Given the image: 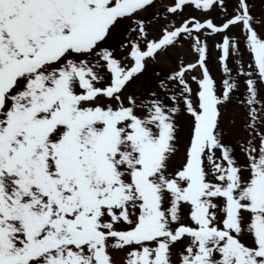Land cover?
<instances>
[{
  "label": "snow or ice",
  "instance_id": "snow-or-ice-1",
  "mask_svg": "<svg viewBox=\"0 0 264 264\" xmlns=\"http://www.w3.org/2000/svg\"><path fill=\"white\" fill-rule=\"evenodd\" d=\"M152 6L0 0V264H264V13L173 0L220 22L189 13L149 38ZM185 45L162 95L131 91Z\"/></svg>",
  "mask_w": 264,
  "mask_h": 264
},
{
  "label": "rangeland",
  "instance_id": "rangeland-1",
  "mask_svg": "<svg viewBox=\"0 0 264 264\" xmlns=\"http://www.w3.org/2000/svg\"><path fill=\"white\" fill-rule=\"evenodd\" d=\"M225 2L229 5V10H230L231 0H225ZM171 3L172 1L170 0H157L155 3H153V6L151 8H148L146 12L140 14L144 16L147 15L150 19V22L147 23L146 25L148 28L149 38L158 36L160 34V28L162 25H171L173 21L176 24H179L181 20L185 18V17H182V15L173 17L171 14H168L164 11L165 6L170 5ZM256 3L262 6L263 8L261 7L253 8V11L256 12L258 15L261 13H264V0H261L260 2H256ZM186 10L187 9L185 8V11ZM194 10H191V14L196 15L198 17H201L202 15H209V14H202L201 12L197 10L194 11ZM187 12H189V10ZM212 18L216 19L217 23L220 22L221 16L217 14V10L213 12ZM233 31H236L237 34H239L238 29H234ZM260 31L264 33V29H261ZM118 42H119V35L115 38L113 45H112L114 48L117 49V53H116L117 55L120 54ZM211 42L212 40H209V44H212ZM125 52H127V49H125ZM216 55H217V52L215 49H213L212 57L214 58ZM178 56L184 59L185 62H190L193 59L186 45L183 48L177 47L174 49H170L169 53L158 54L155 61H151L150 63H148V69H147L146 75L139 76L138 78L134 80L133 84L130 85L131 91L136 92L140 96L141 99L149 98L145 95L146 90H149V89L154 90L157 93H161V90L157 87V80H156L155 74L156 73H161V74L168 73L170 69L175 67V62ZM244 60L245 62H247L248 60L247 54H245ZM125 63L130 64V60H126ZM151 66H154V67L158 66L164 72H162L160 69L155 70ZM209 68L214 76H217V77L220 76L219 65L216 62H214L213 59H209ZM191 74L199 75V69H196ZM192 87L193 89L196 88V84L194 82L192 84ZM229 115L232 117H235L236 124L237 126H239V124L243 121L244 111L237 105L232 104L229 106ZM239 155H241L242 157V154H239ZM124 255H125L124 252L114 253V258L116 259L117 264H123Z\"/></svg>",
  "mask_w": 264,
  "mask_h": 264
}]
</instances>
